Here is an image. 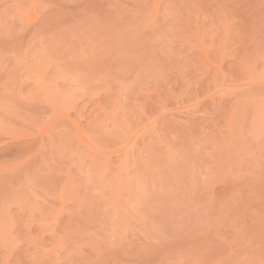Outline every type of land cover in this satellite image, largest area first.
<instances>
[{
  "label": "rangeland",
  "instance_id": "obj_1",
  "mask_svg": "<svg viewBox=\"0 0 264 264\" xmlns=\"http://www.w3.org/2000/svg\"><path fill=\"white\" fill-rule=\"evenodd\" d=\"M0 264H264V0H0Z\"/></svg>",
  "mask_w": 264,
  "mask_h": 264
}]
</instances>
